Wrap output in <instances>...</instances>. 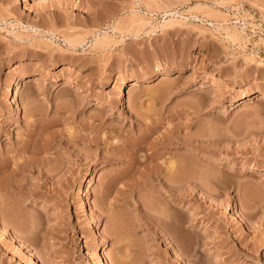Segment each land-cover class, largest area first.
Returning a JSON list of instances; mask_svg holds the SVG:
<instances>
[{
    "label": "rangeland",
    "instance_id": "obj_1",
    "mask_svg": "<svg viewBox=\"0 0 264 264\" xmlns=\"http://www.w3.org/2000/svg\"><path fill=\"white\" fill-rule=\"evenodd\" d=\"M263 93L264 0H0V264H264Z\"/></svg>",
    "mask_w": 264,
    "mask_h": 264
},
{
    "label": "bare ground",
    "instance_id": "obj_2",
    "mask_svg": "<svg viewBox=\"0 0 264 264\" xmlns=\"http://www.w3.org/2000/svg\"><path fill=\"white\" fill-rule=\"evenodd\" d=\"M200 9H202L201 7H200ZM210 14V13H209ZM227 34H228V37H230V38H237V34H235V33H231V32H226ZM106 39H108V37L107 36H104V37H101V38H98L97 40H96V43H101L102 41H105ZM69 42L72 44L73 43V45L74 44H77V43H80V41L78 42V40H74V39H70L69 40ZM103 43V42H102ZM23 80V77H21L20 79H19V81H18V83L12 88V90H11V93H10V98L11 99H18V97H19V93H20V89H19V84H20V82ZM214 82H216L215 80H214ZM137 83L138 82H136L135 80L133 81V84H136L137 85ZM216 83H220V82H216ZM132 84H131V82L130 81H128L126 84H125V88H123V89H121V91L119 92V94H118V96H117V99H118V102H119V105L120 106H122V107H124L125 105H126V95H127V91H126V89L129 87V86H131ZM259 99H264V93L262 94V96L259 98ZM241 103H244V100H243V102H241ZM134 110V109H133ZM20 111V108L17 106V108H16V114H18V112ZM135 114H136V117L137 118H140L139 116H141V114L137 111V110H135ZM145 121V120H144ZM158 128V126L156 125V124H153V125H150V124H148L147 125V131L143 134V135H141L139 138H135L134 140H128V141H130V144H132L133 146H138V147H141V145H142V143H145V141L154 133V131H156V129ZM173 129V128H172ZM173 131V130H172ZM174 132V131H173ZM173 139H172V141H171V143H175L176 142V138H178V137H176V136H173L172 137ZM157 140V139H156ZM126 141V140H125ZM124 141V142H125ZM128 141H126L124 144V147L125 146H127V144H128ZM159 141V140H158ZM160 142V141H159ZM151 143H153V142H151ZM110 143H108L107 142V145H109ZM160 144V143H159ZM170 144V143H169ZM176 144V143H175ZM145 145V144H144ZM129 146V145H128ZM131 146V145H130ZM150 146H151V144H150ZM152 147H153V145H152ZM155 147V146H154ZM26 148H27V146H26ZM119 148H123V146L122 147H119ZM142 148V147H141ZM149 149V148H148ZM151 149V148H150ZM153 149V148H152ZM120 150V149H119ZM157 153V152H156ZM120 154V153H119ZM155 154V153H154ZM158 154V153H157ZM149 155H150V153H149ZM148 155V153H147V155L145 156L148 160H149V158L148 157H151L152 158V156L150 155L149 156ZM160 155V154H159ZM116 155H114V154H110V153H108V152H106V154H105V158H114ZM148 156V157H147ZM154 156V155H153ZM158 156V155H157ZM133 157V156H132ZM153 158H155V157H153ZM152 158V159H153ZM136 160V159H135ZM133 161V164H134V162H136V161ZM146 161V160H145ZM149 162V161H148ZM139 163V162H138ZM197 164V163H196ZM190 165V164H189ZM7 166H9V163L8 162H6V163H4V164H0V172H1V169L3 168H5V167H7ZM181 165H180V163H179V161H176V160H172V161H170V164L167 166V167H165V168H167V171L168 172H170V174H175L176 175V173H178L177 171L181 168L180 167ZM185 166V165H184ZM161 167V166H160ZM159 167V168H160ZM192 167V166H191ZM194 167V166H193ZM193 167L191 168L192 170H193ZM156 168V167H155ZM183 168V167H182ZM205 168V167H204ZM184 169V168H183ZM160 169H158L157 171H159ZM163 170V169H162ZM188 170H189V168H188ZM191 170V171H192ZM150 174V173H149ZM190 175V174H189ZM207 175V174H206ZM157 178H159L160 180H162V178H161V175L160 174H158V176H156ZM176 177V176H175ZM175 177L172 179H168V180H165V181H167L166 183H167V185H168V188L169 189H175L177 186H179L180 185V183L182 182L183 183V181H184V183L185 184H187L188 185V187L189 186H193L194 188H195V181H193V179H190V180H186V179H184V180H182L181 178V182H180V180L178 181L177 179V181L175 180ZM165 178V177H164ZM177 178V177H176ZM184 178V177H183ZM207 179V178H206ZM172 180V181H171ZM4 182V181H3ZM12 184L15 182V180L13 179L12 181H10ZM196 182H197V180H196ZM165 183V184H166ZM183 183V184H184ZM1 184V183H0ZM14 185V184H13ZM110 185V184H109ZM16 186V185H15ZM109 187V186H108ZM111 187V186H110ZM108 189V188H107ZM108 196V195H107ZM45 207V206H44ZM167 210V209H166ZM163 211V210H162ZM168 213V212H167ZM174 213V212H173ZM176 215V214H175ZM176 217V216H175ZM174 217V215H172V214H170V215H163L162 213H160V214H156L155 215V220L157 221V225H162V226H164V227H168V226H171L172 227V225H174V223L176 222V218ZM178 218V217H177ZM189 221V223L190 222H192V219L191 220H188ZM190 225V224H189ZM188 225V226H189ZM175 226V225H174ZM173 226V227H174ZM179 227V226H178ZM171 231V230H170ZM173 231V230H172ZM175 231V230H174ZM167 232V231H166ZM169 233V232H168ZM176 233V232H175ZM185 233H186V231H185ZM187 234V233H186ZM171 236H173L172 234H170ZM176 235V234H175ZM170 236V238L172 239V237ZM176 237V236H175ZM170 238H169V240H170ZM175 239V238H174ZM173 240V239H172ZM172 240H170V241H172ZM176 240V239H175ZM126 251V250H125ZM124 257L125 258H127V257H129V254H125L124 255ZM120 264H128L125 260H123V262L121 261L120 262Z\"/></svg>",
    "mask_w": 264,
    "mask_h": 264
}]
</instances>
